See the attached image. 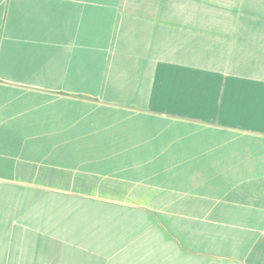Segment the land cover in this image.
I'll list each match as a JSON object with an SVG mask.
<instances>
[{
    "label": "crops",
    "instance_id": "1",
    "mask_svg": "<svg viewBox=\"0 0 264 264\" xmlns=\"http://www.w3.org/2000/svg\"><path fill=\"white\" fill-rule=\"evenodd\" d=\"M0 264H264V0H0Z\"/></svg>",
    "mask_w": 264,
    "mask_h": 264
}]
</instances>
